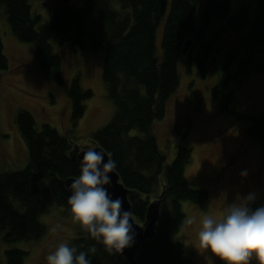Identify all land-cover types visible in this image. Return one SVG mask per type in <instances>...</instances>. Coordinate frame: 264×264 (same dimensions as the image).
I'll list each match as a JSON object with an SVG mask.
<instances>
[{
    "label": "trees",
    "instance_id": "obj_1",
    "mask_svg": "<svg viewBox=\"0 0 264 264\" xmlns=\"http://www.w3.org/2000/svg\"><path fill=\"white\" fill-rule=\"evenodd\" d=\"M69 1L62 0L44 24H40V14H33L31 0H0V7H5L13 34L21 41L36 44L39 66L57 82L64 84L65 78L63 58L55 52L53 40L67 43L74 50H105L103 80L115 112L110 122L93 134L92 143L100 145L115 160L121 181L131 190L132 214L140 224H146L150 201L162 195L155 236L143 241L138 262L194 264L185 245L175 239L186 220L181 202L205 205L209 191L193 188L185 176L192 161L189 146L179 144L176 157L167 164L153 125L165 118L167 101L181 82L179 61L187 55L189 63L191 50L198 48L196 60L202 77L207 75L211 59L222 58L215 96L222 94L232 81L264 73V0H259L254 20L248 6L232 14V0H206L199 25L195 14L202 0H82L80 6ZM161 21L164 33L159 54L157 26ZM212 25L215 27L210 30ZM189 39L193 43L184 54ZM8 68L0 37V70ZM68 94L74 121L78 122L85 115V102L93 97V92L82 87L77 75ZM232 101L233 94L227 93L223 107L228 109ZM250 119L246 133L259 140L264 151V112ZM15 121L29 159L22 169L0 172V236L6 243L40 241L48 231L42 217L49 211V193L71 217L67 205L71 193L65 181L79 175L80 163L71 156L73 145L77 144L69 134H61L48 123L38 128L27 110H20ZM135 130L138 133L132 134ZM258 206L257 200L251 205L253 209ZM94 243L76 225L69 245L86 250ZM97 247L95 255L89 254L92 264H129L124 255H110L103 246ZM29 254L11 248L5 251V259L7 264H24Z\"/></svg>",
    "mask_w": 264,
    "mask_h": 264
},
{
    "label": "rangeland",
    "instance_id": "obj_2",
    "mask_svg": "<svg viewBox=\"0 0 264 264\" xmlns=\"http://www.w3.org/2000/svg\"><path fill=\"white\" fill-rule=\"evenodd\" d=\"M206 0H202L195 14L199 25L201 11ZM62 0H31L33 14H40L46 23L54 9ZM80 6L82 0H70ZM259 0H232L231 13H238L243 6L250 9L254 20L258 14ZM215 26L212 25V30ZM164 21L157 26V49L162 53ZM211 32L208 34L210 37ZM0 37L9 61L7 70H0V172L16 171L26 166L29 152L15 118L20 110H27L34 116L38 128L50 124L61 134H69L80 149H89L93 134L107 125L115 112V104L107 94L103 80L105 50H74L69 44L52 41L54 50L63 58L65 82L50 78L37 61L34 42L19 40L11 31L5 7H0ZM198 48L191 50L189 60L183 55L179 61L181 82L177 92L167 101L166 116L155 121L153 131L160 149L170 164L177 154L179 144L192 149V161L187 166L185 176L193 188L209 191L205 205L181 202L186 218H195L196 223L184 227L175 239L186 247L194 264H222L218 257L199 247L197 231L203 215L219 211L226 203H232L239 196L255 192L257 201L264 205V151L259 140L246 133L251 124V116L264 112V73L243 81H232L228 88L217 96L214 88L219 83L222 72V58L210 60L205 77L200 76L196 55ZM79 75L84 89H90L93 97L86 104V113L75 122L68 91ZM233 94L228 109L223 107L224 96ZM138 133L133 131L132 134ZM247 170L248 175L240 173ZM49 211L42 217L48 227L47 234L40 241L6 243L0 236L1 264H7L5 251L20 248L29 251L24 264H47L45 257L60 242L70 244L75 236L77 224L58 204L54 194L46 196ZM211 205V206H210ZM60 225L56 232L53 226ZM78 226V225H77ZM249 264H258L253 257Z\"/></svg>",
    "mask_w": 264,
    "mask_h": 264
},
{
    "label": "clouds",
    "instance_id": "obj_3",
    "mask_svg": "<svg viewBox=\"0 0 264 264\" xmlns=\"http://www.w3.org/2000/svg\"><path fill=\"white\" fill-rule=\"evenodd\" d=\"M103 151L89 148L80 161L79 175L68 185L71 193L67 200L71 221L79 225L85 236L94 244L79 250L66 242H60L46 257L47 264H92L89 254L98 252L97 245L110 255L122 254L135 243L132 211L123 208L124 199L113 197L109 191L111 173L116 171L115 160ZM248 175L247 170L240 173ZM257 195L250 192L226 203L219 211L202 216L196 233L199 247L210 251L224 264H249L255 257L264 264V205L253 209ZM211 206V205H210ZM196 223L186 218L184 227ZM60 225L50 231L56 232Z\"/></svg>",
    "mask_w": 264,
    "mask_h": 264
},
{
    "label": "water",
    "instance_id": "obj_4",
    "mask_svg": "<svg viewBox=\"0 0 264 264\" xmlns=\"http://www.w3.org/2000/svg\"><path fill=\"white\" fill-rule=\"evenodd\" d=\"M193 40L189 39L186 41L183 53L186 54L189 48L191 47ZM74 148L72 150L71 156L77 160L79 163L82 160L83 153L88 149H80L79 145H73ZM94 149L96 151H103L108 157L107 151L102 148L100 145L95 144ZM112 184L109 186V191L113 195V197H122L124 199L123 208L132 211V205L129 199V194L131 190L125 186V184L121 181V177L117 170L114 173H111ZM76 177H69L65 181L66 188L68 189V185H70ZM162 203V195L158 196L155 199H152L148 205V210L146 214V224H140L134 215H132V220L130 221L133 224L134 232H135V243L132 247L126 248L122 255H124L129 264H139L137 259L138 251L143 243V241L147 238H153L156 232L157 222L160 217ZM120 254V253H118Z\"/></svg>",
    "mask_w": 264,
    "mask_h": 264
}]
</instances>
